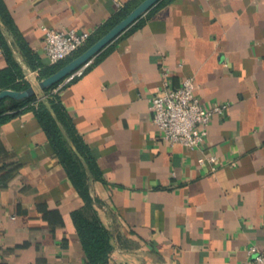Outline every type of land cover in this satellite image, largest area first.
<instances>
[{
    "label": "crops",
    "instance_id": "1",
    "mask_svg": "<svg viewBox=\"0 0 264 264\" xmlns=\"http://www.w3.org/2000/svg\"><path fill=\"white\" fill-rule=\"evenodd\" d=\"M136 1L0 0V91L42 80L43 26L95 36ZM163 68L172 87L193 77L206 108L230 104L201 148L161 138L150 99ZM58 95L65 114L46 101L50 121L91 203L35 110L1 122L0 264H241L264 251V0H161ZM76 212L107 230V260L89 258Z\"/></svg>",
    "mask_w": 264,
    "mask_h": 264
},
{
    "label": "built area",
    "instance_id": "2",
    "mask_svg": "<svg viewBox=\"0 0 264 264\" xmlns=\"http://www.w3.org/2000/svg\"><path fill=\"white\" fill-rule=\"evenodd\" d=\"M45 34V56L51 65L61 63L73 57L85 47L93 36L90 31L77 32L74 29H56L43 26ZM93 61L70 74L52 89L58 94L65 85L83 76ZM35 75V74H34ZM36 76V75H35ZM39 77L38 75L36 76ZM31 75L25 76L23 83L39 88L40 80ZM39 101L48 97L46 92L37 95ZM153 121L161 131V138L168 144L183 145L190 149L201 148L210 133L212 118L216 114H226L230 104L206 108L195 93V80L187 77L179 87H172L171 72L163 68V83L158 92L150 99ZM200 163H217L215 155L201 158ZM241 264H264V251L252 246L248 258Z\"/></svg>",
    "mask_w": 264,
    "mask_h": 264
},
{
    "label": "trees",
    "instance_id": "3",
    "mask_svg": "<svg viewBox=\"0 0 264 264\" xmlns=\"http://www.w3.org/2000/svg\"><path fill=\"white\" fill-rule=\"evenodd\" d=\"M143 1L144 0H138L135 3L130 4L129 6L124 8L116 17L112 19V21H110V23L106 27H104V29L100 30L95 36H93L88 44L80 51H78L73 57L51 66H44L40 64L39 66L41 67V78H46L57 72L69 61L86 51L89 47H91L94 43H96L104 35H106L113 27L120 23L125 17H127L129 13ZM57 85L46 90L45 92L48 94V97L41 101H39V97L37 95L22 101L14 100L11 98L2 100L0 102V123L17 115H20L25 111L35 110L50 138L52 139V142L54 143L56 149L59 151L61 159L66 165V168L70 173L72 179L74 180L77 188L80 190L84 198L87 199L88 194L85 184V171L82 170L78 157L75 154L71 153L68 148H66L65 142L62 139L58 129L56 128V125L50 121V110L48 108V105L46 104V101L50 103L52 110L62 118L65 114L64 108L61 105V101L59 99V95L51 94L52 89ZM29 87V83L20 82L14 85L11 89L25 90ZM8 111L9 113L5 114ZM87 200L88 204H90V198H88ZM74 218L89 258L95 263L107 260L112 247L110 244L109 234L105 227L102 225L101 221L97 218L89 219L82 212H76Z\"/></svg>",
    "mask_w": 264,
    "mask_h": 264
},
{
    "label": "water",
    "instance_id": "4",
    "mask_svg": "<svg viewBox=\"0 0 264 264\" xmlns=\"http://www.w3.org/2000/svg\"><path fill=\"white\" fill-rule=\"evenodd\" d=\"M160 1L161 0H144L133 11H131L127 17H125L120 23L113 27L106 35H104L86 51L69 61L57 72L40 80L38 89L33 86H30L25 90L4 89L0 91V102L6 98L22 101L38 94H42L46 90L62 82L70 74L84 66L86 63L93 61L117 38H119L131 26L144 17L151 9H153Z\"/></svg>",
    "mask_w": 264,
    "mask_h": 264
}]
</instances>
